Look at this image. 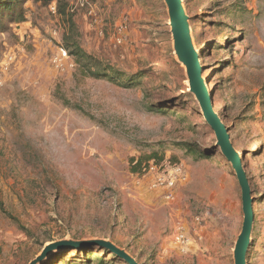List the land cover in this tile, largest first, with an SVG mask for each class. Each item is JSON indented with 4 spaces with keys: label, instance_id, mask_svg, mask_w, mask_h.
Here are the masks:
<instances>
[{
    "label": "rangeland",
    "instance_id": "374dc122",
    "mask_svg": "<svg viewBox=\"0 0 264 264\" xmlns=\"http://www.w3.org/2000/svg\"><path fill=\"white\" fill-rule=\"evenodd\" d=\"M182 3L252 189L247 264H264V0ZM0 71V264H128L93 247L43 256L93 241L138 264H235L241 187L165 0H29L0 33Z\"/></svg>",
    "mask_w": 264,
    "mask_h": 264
},
{
    "label": "water",
    "instance_id": "95a60500",
    "mask_svg": "<svg viewBox=\"0 0 264 264\" xmlns=\"http://www.w3.org/2000/svg\"><path fill=\"white\" fill-rule=\"evenodd\" d=\"M165 1L169 7L176 53L188 69L191 91L196 95L198 101L201 103L204 117L211 129L214 131L218 140V146L221 148L223 155L231 163L241 187L244 222L241 235L238 238L235 248V264H247V253L251 244L250 242L254 223V202L252 199L251 185L244 170L243 160L231 142L229 129L226 128L220 116L216 113L212 98L208 93L207 86L202 78V67L199 62V52L195 50L191 42L188 16L185 12L182 0ZM91 247H98L114 253L117 257L121 258L128 264H138L124 251L107 241H93L78 244L56 243L48 246L45 249L43 256L45 257L49 252L55 250L69 251L78 249L81 251L85 248L88 249Z\"/></svg>",
    "mask_w": 264,
    "mask_h": 264
},
{
    "label": "trees",
    "instance_id": "16d2710c",
    "mask_svg": "<svg viewBox=\"0 0 264 264\" xmlns=\"http://www.w3.org/2000/svg\"><path fill=\"white\" fill-rule=\"evenodd\" d=\"M28 1L29 0H0V33L7 30L12 23L25 21V4ZM32 1L35 3H41L45 6H47L51 2L53 3L55 1H60V0H32ZM59 13L64 17L68 16L66 5H64V7H59ZM68 49L72 55H75V56L78 55L77 54L78 52L71 50L70 47H68ZM100 69H101V67L99 65L96 66V70H98L97 72H99V73H97V76H102V74H103L102 72H100ZM153 160H155V159H151V160L147 161L146 163H143L142 161H138L135 164V167L133 168V172L139 173V174L146 172L144 170L147 168L148 169L151 168L149 162L153 161ZM156 162L160 163L159 161H156ZM0 204H2L1 201H0ZM93 248L97 249L98 247H93ZM95 258L100 260V262L98 264H106V258L105 257H98V256H95L93 254H90L85 259V261H86L85 264H93ZM67 264H72V263H67Z\"/></svg>",
    "mask_w": 264,
    "mask_h": 264
},
{
    "label": "built area",
    "instance_id": "2783aa9c",
    "mask_svg": "<svg viewBox=\"0 0 264 264\" xmlns=\"http://www.w3.org/2000/svg\"><path fill=\"white\" fill-rule=\"evenodd\" d=\"M1 74H4V72L0 71V76H1ZM169 185L173 186L174 185V181H171V183Z\"/></svg>",
    "mask_w": 264,
    "mask_h": 264
},
{
    "label": "bare ground",
    "instance_id": "6f19581e",
    "mask_svg": "<svg viewBox=\"0 0 264 264\" xmlns=\"http://www.w3.org/2000/svg\"><path fill=\"white\" fill-rule=\"evenodd\" d=\"M200 57V56H199ZM199 62H200V60H199ZM206 84V83H205ZM207 85V84H206ZM207 89H208V86H207ZM208 93L210 94V92H209V90H208ZM199 106L201 107L202 105H201V103L199 102ZM241 157V156H240ZM251 243V242H250Z\"/></svg>",
    "mask_w": 264,
    "mask_h": 264
}]
</instances>
